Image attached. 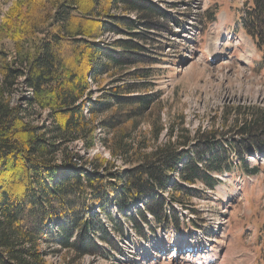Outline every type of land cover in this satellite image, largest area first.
Masks as SVG:
<instances>
[{
    "label": "trees",
    "instance_id": "16d2710c",
    "mask_svg": "<svg viewBox=\"0 0 264 264\" xmlns=\"http://www.w3.org/2000/svg\"><path fill=\"white\" fill-rule=\"evenodd\" d=\"M160 19L168 13L153 0L12 2L0 23V40L13 45L0 47V264H51L46 256L57 252L63 264L110 258L120 240L180 226L174 203L185 208L206 190L197 183L213 189L218 174L257 172L247 156L264 154L258 106L214 109L193 131L182 112L164 126L160 94L139 65ZM242 27L264 68V0L248 1ZM105 33L125 36L106 42ZM19 80L49 126L12 101ZM106 80L93 98L92 85ZM97 129L111 159L70 150L76 140L93 147Z\"/></svg>",
    "mask_w": 264,
    "mask_h": 264
},
{
    "label": "rangeland",
    "instance_id": "374dc122",
    "mask_svg": "<svg viewBox=\"0 0 264 264\" xmlns=\"http://www.w3.org/2000/svg\"><path fill=\"white\" fill-rule=\"evenodd\" d=\"M13 1L0 0V23ZM248 1L153 0L168 13V19H160L158 26L154 24L149 38L142 41L147 50L139 65L150 71V92L160 94L164 126L174 123L180 112L185 115V126L193 131L207 126L210 112L221 111L223 106L255 105L264 109L261 53L242 27ZM112 13L123 12L115 9ZM126 14L135 17L134 12ZM120 36L125 35L105 33L103 39L110 42ZM0 47L13 52L9 40H0ZM108 84L109 80L93 84L92 97ZM29 92L19 80L12 101L26 108V118L32 123L49 126L46 109L29 107ZM142 130L149 131L148 124ZM94 135L93 147L86 148L82 140H76L70 143V150L87 158L100 154L111 159L100 144L98 129ZM247 159L250 167L258 168L256 173L235 170L218 174L213 189L202 183L195 185L206 190L193 196L185 208L174 203L180 213V226L159 225L148 241L129 237L119 241L120 251L110 258L86 255L82 263L264 264V154ZM113 216L121 214L113 211ZM59 255L57 252L46 259L51 264H63Z\"/></svg>",
    "mask_w": 264,
    "mask_h": 264
}]
</instances>
